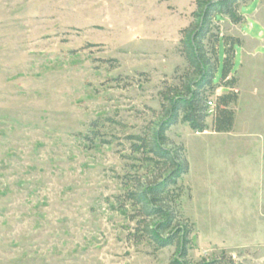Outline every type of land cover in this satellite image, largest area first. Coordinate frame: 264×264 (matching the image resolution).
I'll return each instance as SVG.
<instances>
[{
  "label": "rangeland",
  "instance_id": "rangeland-1",
  "mask_svg": "<svg viewBox=\"0 0 264 264\" xmlns=\"http://www.w3.org/2000/svg\"><path fill=\"white\" fill-rule=\"evenodd\" d=\"M240 10L242 23H218L241 41L233 131L167 132L190 164V264H264V0ZM195 11L196 0H0V264H173L177 246L131 237L120 199L126 177L160 174L127 138L157 125L163 93L190 73L181 39Z\"/></svg>",
  "mask_w": 264,
  "mask_h": 264
},
{
  "label": "trees",
  "instance_id": "trees-1",
  "mask_svg": "<svg viewBox=\"0 0 264 264\" xmlns=\"http://www.w3.org/2000/svg\"><path fill=\"white\" fill-rule=\"evenodd\" d=\"M248 0H196L193 24L182 31L181 52L190 73L181 85L163 93L162 118L144 135H131L134 154L148 170L160 174L142 181L132 177L121 196V209L135 222L131 237L147 241L157 250L177 246V258L173 264H190L188 251L193 227L182 220L179 202L183 189L179 183L190 171V164L182 147H172L167 132L174 126L188 124L195 133L212 131L223 134L233 131L235 112L231 109L239 100L234 91L237 85L235 65L237 48L241 41L221 36L218 23L228 18L240 24L244 17L240 10ZM219 88L226 91L216 96ZM214 101V110L208 105ZM214 116L210 128L208 119ZM216 264V263H205Z\"/></svg>",
  "mask_w": 264,
  "mask_h": 264
},
{
  "label": "built area",
  "instance_id": "built-area-1",
  "mask_svg": "<svg viewBox=\"0 0 264 264\" xmlns=\"http://www.w3.org/2000/svg\"><path fill=\"white\" fill-rule=\"evenodd\" d=\"M208 105H209L210 108H211V113H213L214 106H215L214 101H213V100H210V101L208 102Z\"/></svg>",
  "mask_w": 264,
  "mask_h": 264
}]
</instances>
